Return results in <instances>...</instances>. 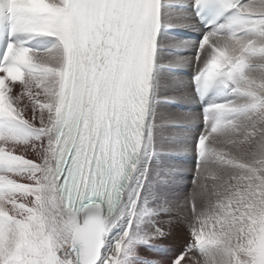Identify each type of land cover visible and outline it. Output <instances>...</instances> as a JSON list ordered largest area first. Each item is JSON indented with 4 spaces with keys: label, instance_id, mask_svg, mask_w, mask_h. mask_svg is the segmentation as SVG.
<instances>
[{
    "label": "snow or ice",
    "instance_id": "obj_1",
    "mask_svg": "<svg viewBox=\"0 0 264 264\" xmlns=\"http://www.w3.org/2000/svg\"><path fill=\"white\" fill-rule=\"evenodd\" d=\"M0 264H264V0H0Z\"/></svg>",
    "mask_w": 264,
    "mask_h": 264
},
{
    "label": "rangeland",
    "instance_id": "obj_2",
    "mask_svg": "<svg viewBox=\"0 0 264 264\" xmlns=\"http://www.w3.org/2000/svg\"><path fill=\"white\" fill-rule=\"evenodd\" d=\"M185 71H191L190 69H186ZM193 167V159L191 157V155H188L186 157H184V171L181 173L180 176H178L177 178V187L179 190L181 191H185L191 188V184H190V177L192 175V172L190 171V169ZM181 239H186L185 237H181ZM164 246L165 247H171V248H175L177 245L175 243V240H169V241H165L164 242ZM152 259H156V260H166L167 255L164 253H160V254H151L149 255Z\"/></svg>",
    "mask_w": 264,
    "mask_h": 264
},
{
    "label": "bare ground",
    "instance_id": "obj_3",
    "mask_svg": "<svg viewBox=\"0 0 264 264\" xmlns=\"http://www.w3.org/2000/svg\"><path fill=\"white\" fill-rule=\"evenodd\" d=\"M180 31H184V30H180ZM198 35H199L198 32H192V33L189 34V38H194L195 36H198ZM145 255H148L149 256L150 253H145ZM149 258H151V257L149 256Z\"/></svg>",
    "mask_w": 264,
    "mask_h": 264
}]
</instances>
